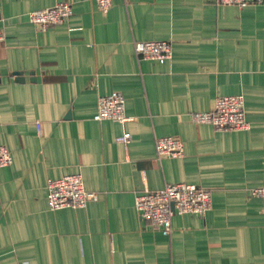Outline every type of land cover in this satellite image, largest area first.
I'll use <instances>...</instances> for the list:
<instances>
[{"label": "crops", "instance_id": "0c3cea01", "mask_svg": "<svg viewBox=\"0 0 264 264\" xmlns=\"http://www.w3.org/2000/svg\"><path fill=\"white\" fill-rule=\"evenodd\" d=\"M71 4L40 31L27 12ZM0 264H264V0H0ZM168 40L160 64L135 41ZM13 72H21L15 76ZM120 92L125 123L96 121L100 95ZM242 94L247 130L217 131L192 112ZM36 123L39 125L37 127ZM129 132L125 148L115 138ZM174 136L181 158L157 157ZM80 174L84 208L49 210L50 178ZM208 189L203 215H174L163 235L134 208L169 183Z\"/></svg>", "mask_w": 264, "mask_h": 264}, {"label": "built area", "instance_id": "2783aa9c", "mask_svg": "<svg viewBox=\"0 0 264 264\" xmlns=\"http://www.w3.org/2000/svg\"><path fill=\"white\" fill-rule=\"evenodd\" d=\"M126 1V0H124ZM262 0H214L216 5H235L244 7L259 3ZM97 8L104 14L109 10L111 0H95ZM72 13L71 4L59 2L53 6L39 8L27 12L29 23L40 31L49 26L63 23ZM3 34L0 31V41ZM133 50L137 56L145 60H156L160 64L172 57V46L168 40L135 41ZM93 120H110L125 123L129 118L125 114V100L120 92L100 95L97 98ZM190 119L195 123L211 125L217 131H241L249 127L244 114V97L242 94L218 96L214 99L211 110L192 112ZM37 127L39 126L36 123ZM129 132L115 138L125 148L130 142ZM154 150L157 157L181 158L184 146L174 136H162L155 139ZM12 161L9 151L0 145V168L8 166ZM46 200L49 210L64 208H84L95 198V193L84 187L80 174H66L58 178H50L45 186ZM251 195L261 200L264 211V183L251 188ZM211 207V193L208 189L196 184L180 182L169 183L158 190L144 189L136 194L134 208L139 217L158 229L163 235L171 231V220L174 215L205 214Z\"/></svg>", "mask_w": 264, "mask_h": 264}, {"label": "water", "instance_id": "95a60500", "mask_svg": "<svg viewBox=\"0 0 264 264\" xmlns=\"http://www.w3.org/2000/svg\"><path fill=\"white\" fill-rule=\"evenodd\" d=\"M13 74H14L15 76H20V75H21V72H13Z\"/></svg>", "mask_w": 264, "mask_h": 264}]
</instances>
